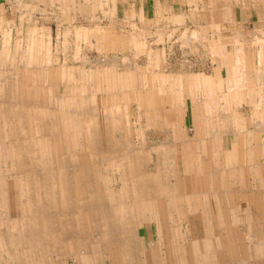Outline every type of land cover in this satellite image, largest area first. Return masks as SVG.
Returning <instances> with one entry per match:
<instances>
[{"label":"rangeland","instance_id":"374dc122","mask_svg":"<svg viewBox=\"0 0 264 264\" xmlns=\"http://www.w3.org/2000/svg\"><path fill=\"white\" fill-rule=\"evenodd\" d=\"M85 1L86 0H81V6H82L81 8L89 9ZM257 2H263V5H264V0H257ZM82 4L83 5L86 4V5L83 7ZM262 13H264V10H262ZM92 14H93V17L96 18L97 22H100L103 25L106 23L101 14H94V13ZM36 17L38 19L40 17V14H37ZM242 17L244 19L246 18L245 21L247 22L244 25V28L247 29V36L250 37L254 33L253 31L255 28L254 21L251 20L250 21L251 24H249L248 22L249 19L247 18V16H242ZM234 18H237V16L235 15ZM66 19L69 21V23L65 21ZM84 19H85L84 16H81V15L79 16L78 14H70V13H65V12L59 15L49 14V20L47 23L48 31L46 30L49 43L51 44L52 42V45H51L52 47H50L51 53L47 58L49 61L48 62L49 66H50L49 89L52 90L55 84H60L57 87V89L53 88V90H55L57 93L61 95H63L66 92L67 95L71 97L73 94L72 92H74L75 96L81 97V100L84 102L85 100L87 101V98H89L88 103L92 104L93 109L91 110V112L93 113L89 114V112L87 111V108L84 105L85 109L83 110V113H81V116H80V113L78 112V116L76 117V120L74 122L73 116L71 115L72 113H70V111L67 110V107L69 108V105H70L69 100L67 98L65 99L66 100L65 107L62 105L58 106V102H57L56 103V106H58L57 109H55L54 107L52 110L49 111V115H48L49 121L50 122L52 121L51 124L53 125L50 128V132H52V135H53V138L51 139L52 142H47L44 138H42V133L44 134L43 130L41 128L37 129L36 126H32L33 124L30 118L26 122L27 125L25 124L23 126V129L27 133L29 139H31L32 141L43 139V142H38V141L33 142L31 143V147L30 148L28 147L29 151L31 152L30 154L29 153L27 154L30 156V159L33 160L32 162H36L35 166L32 165V169L35 170L38 168L42 171L44 170V167H45L43 165L44 159L42 157H44L45 155H49L52 157L54 167L58 169L62 168L63 170H65L66 168L65 166L66 161H67L66 159H72V157H74L72 155H75L77 160H79L81 156L88 158L86 161L88 162L90 160L91 166H88V168H90L91 173L97 174L98 179L102 178L106 184L105 185L106 189L109 188L108 193H109L110 198L108 199V201L111 202V205H113V208L120 209V207L124 205L132 209L131 210L132 215H134L137 226H139L137 227L138 231L136 229H135L136 231L134 230L133 236H135L138 246L139 245L141 246L142 252H145L149 255L147 259L149 264H157V262H159V260L155 259V257L158 256L159 251H160L159 243L157 242L158 241V228H157L158 220L161 223H165V221H170L169 222L170 232L174 236L179 235L178 238H179V242H181V245L184 246L185 243L188 242V239L190 238V240L196 245V248H198V250H204V253L206 256L204 255L203 259H205L206 262H208L209 260H214L215 263H217L218 261H221L222 264H249V260L247 261V256H245L247 246H245L244 244L245 241L243 240L242 237H240L238 240L237 239L229 240L227 238L221 239V237L217 238V233L214 230V226L210 227L211 224L210 226H208L206 223H204V226L206 224L207 227H209V230L206 231L205 229V231L203 232L201 228L202 227L201 220H199L198 218H202L204 217V215L200 212L202 203L198 201V198L192 197L189 200L188 204L186 205L187 209L181 204V203L186 202L184 201L187 198L186 194L188 196L190 193L202 195L208 191L207 189L208 181H206V177L204 175L205 174L204 173V163L207 164V160L205 161V160H198L197 158L195 159L193 158L192 163H194V166H193L194 172L192 174V169L188 170L186 168L185 156L187 157L188 160L191 157V154L195 156L196 153L195 152L192 153V151H195L196 147H198L199 148L198 150L201 151V148L200 146H198V144H201L202 141H199L198 139V135H197L198 133L196 132L197 128H195V125H193L192 123L193 120L191 118H192V110L194 111V114L197 112L196 116L198 117H200L201 114L204 115V111L201 110L200 106L196 108L195 103L197 101L199 102L202 98H207V97L210 99L211 97H214V99H216L217 94L212 92V91L216 92V90H209L208 95H204L200 93V90H196L194 94V98H199V100L195 99V100L187 101L185 103V106L181 107L180 110L178 111L174 110V108L176 107H171V106H167L166 108L161 107V110H159V118L161 121H163V125L161 127H158L160 129L159 130L160 132L158 133H152L153 132V131L151 132L152 127H149L148 129L146 127L144 128L140 124V121H139V115L141 113L140 111L141 101L144 99V94H142V91L145 93L149 91L148 89L151 90L152 85L154 83H155L154 84L155 90H157L158 87L159 89H161L160 87L161 86L164 87L165 85H167L168 87L167 83H170L171 85L172 82L175 81V77L178 74H180L181 71H184V69H186L187 66L189 67L190 71H192V75L196 78L201 77L203 72H208V70L210 71L211 69L214 70V67H213L214 63H212V60L214 59L212 57L211 46L203 47V46H196V45H193V46L184 45L185 47L184 46L178 47L175 54L172 52L174 51V49L172 48H170L171 52H168V46H167L168 56L172 58L171 60L173 62L164 63L165 67L162 69L160 68L155 69L153 68V66H151V63H146V62L137 63V59L140 55L142 56V53L146 52V56H147L148 50L152 51L154 49L158 51L159 48L158 46H153L151 47V49L149 48L145 50L148 44H151L152 42L149 41L148 39L146 40L142 39L141 41H138L136 31L130 34L134 36V41L132 40V42L129 43V46H126L125 49H124V45L120 42L121 40L115 41L117 39L122 38V32L119 30L108 31V29L103 28L102 27L103 25L101 26V24L100 26H97L98 30L96 31V34H92L93 36L91 35V37H96V39L92 38L88 40L87 36L89 35L85 34L84 33L85 31H81L82 32L80 33L81 37H86L87 40H85V42H82L81 46H77L78 48L74 46H71L69 48H63V47L61 48L59 45H57L59 44L58 42L60 39L61 41L66 40V42H70V40L76 41L78 37L77 31L66 30L65 26H62L63 23L61 24V21H65L68 24H73L75 26H82V27H85V29H87L88 23ZM262 19H263L262 27L264 30V17ZM95 28L96 27L94 26V29ZM106 35L107 36L110 35L111 37L109 36V38L106 39L107 38ZM43 36L46 37L45 34ZM114 36H116V38ZM193 36H194V43H196L195 41L202 42L201 36L198 32L196 33L194 32ZM11 37L17 38V39H23V38H30L31 36L27 32H18L16 34L11 35ZM32 37L34 38L35 36H32ZM209 39H214V36L211 33H209ZM230 43L233 44V40L230 41ZM111 45H112V48H111ZM25 49L23 50L22 54H24V52L26 51ZM60 49L62 51H60ZM214 49L216 51L218 50L220 53H224V55H228V61L231 63V65H234L233 57L235 55V51L241 50L242 55H244L243 53L246 54V52H248L247 48L246 49L239 48V47H236L235 45L225 46L224 48L215 46ZM8 50H11V54L7 56L6 60L12 61L11 63L12 68L10 69V71H7L5 73L8 74L7 77L9 76V74L11 77V75L17 74L20 71V69L24 65H26V63L22 64L19 58H17V55H20V54L17 53L16 47H13V48L9 47ZM77 56H79V58ZM73 58H77L76 60H78V62L73 63L71 61ZM127 58L129 59V61L127 60ZM207 58L210 62L205 64ZM16 60L18 61L16 62ZM35 63L36 62H33L34 65ZM11 64L7 63V65H11ZM217 65H220V64H217ZM14 66L17 67L15 68L16 70H14L13 68ZM59 66H61L60 67L61 69L64 68L65 70L63 72V75H65L64 81L65 83H68L69 86L64 85L63 87H61L60 81L62 78L60 77L62 76L61 75L62 72L60 71ZM76 68L78 69V72L81 74V76H84V80L82 79L80 82L76 81L77 87L75 85L74 88L72 87L73 89H71L70 87L72 86L73 81H74L73 75H75L74 70ZM38 69L40 70L39 67ZM165 69H168L169 72H167ZM169 69L171 70V72ZM161 70L164 71V73L168 76V79L165 78L167 80L162 79L161 75H159ZM14 71L16 72L14 73ZM18 74L20 75V72ZM57 75H58V78H57ZM15 78L16 77L14 78L12 77L13 80H15ZM162 80H164L165 82L163 83ZM150 83H152L151 86H149ZM90 87L93 89L91 90ZM16 88H17L16 90H24L25 85L23 86L22 84H18L16 85ZM154 88L152 90H154ZM11 90H13V88H11ZM157 91H161V90H157ZM164 92L165 94H163V97L167 98L169 95L168 94L169 90H164ZM257 93H258L257 100L259 101V103L263 105L261 106V104H259L261 106L260 111L257 110L255 113L256 114L255 116L256 125L258 128L263 129L264 128V90H257ZM148 94H149V98L145 96V99H149V101H151L150 100L152 99L150 95L151 93L148 92ZM225 98L226 96H224V99ZM239 99L241 102V97ZM242 101H243L242 102L243 107L246 110L241 109V110L235 111L233 112V115L230 118L238 117V116L236 117L234 113L237 115L240 114L241 119H249L250 117H252L250 118L249 121L247 120L245 121V125L243 128L244 131H246L245 139L243 138V141L247 143L251 135V130H252L250 123H251V120L254 119V117L252 115L250 116L248 113L249 112L248 109L250 107L249 106L250 99L247 93H245L244 100L242 99ZM61 103H62V100H61ZM152 104H154L153 100L152 102H150V105ZM228 112L231 113L232 110H229ZM92 114H94V118H93L94 123L93 122L91 123L95 126H93L94 127L93 130L89 131V134L93 136L92 139L89 141L87 138L88 136H86L87 122H88L89 116ZM27 115H30L29 111H27ZM164 120L166 124H164ZM179 122L183 129L176 128ZM0 123H1V127H0L1 128V132H0V186L3 184V189L0 191V198L2 201V199L5 198V195L6 193H8V190H9L10 195H9L8 201L10 204L9 207H10L12 216L14 219L23 220V217L25 216V213H26V204H24L25 190L24 188H21L22 186L20 187L19 181L20 180L22 181V179L23 180L25 179L24 181H26L27 176L17 175V176H20V178H18L15 175L13 180H8L6 178V182L8 183L4 185L5 176L9 175L8 173L10 172V169H11V162L9 158V147H8L9 144L5 142V139H6L5 135L1 134L3 133L4 127H3L2 122ZM118 123L121 124L122 129H118V125H117ZM254 123H255V120H254ZM73 125H75L74 128H73ZM166 128L172 130L174 139L175 137L177 139L179 138V141L177 144H174V143L172 144L168 142L169 137L167 138L165 134V131H167L165 130ZM183 130L185 132H183ZM203 132H204V126H202L200 129V134H199L200 137L203 136ZM254 133H257V131L254 130ZM99 134L100 135L107 134L109 140H104L103 138L99 137ZM95 138L100 139V141H97L96 143L94 141ZM185 139H187V141H185ZM123 140L125 141L131 140V143L133 144L135 148L137 147L142 148L143 145H145L146 151L144 150L142 152V154L145 157V161H146L143 164L145 177H148V175H151V173L154 174V172H156L155 161H157V159H154V157L153 158L150 157L151 156L150 151L152 150L150 147L153 148V147H160L161 145H164L162 147L163 148L165 147L166 148L165 150H168V154L169 156H171L172 166L175 164V168L177 170V173L171 170L172 172L171 178L173 177L174 179L172 180H175V183L177 184L176 192L175 190L173 192V197L170 196L171 191L169 190L167 192L161 191L160 195L158 194L159 192L156 191L155 194L157 196H154V197L157 198L159 202V205L156 207L157 204H155L153 197H151L148 192H142V193L140 192L141 199L139 201L136 200V197L138 198L139 194L133 190V187H131L132 191L130 192L134 194L133 195L134 199L132 198L131 195H130L131 197L127 199L129 196L126 194L125 191H124L125 193L123 192L124 180L121 178L122 177L121 173L117 171L116 169L118 168L117 163L121 162V156H123V153L116 150L117 153H114V156H113L114 159L112 157L110 158L107 157V153H108L107 151L110 149V147L111 148L112 146L117 147L118 144L123 145L124 143ZM193 140H197V143L193 142ZM226 146H227L226 150H228V148L229 149L231 148V145H226ZM169 147L171 151L168 149ZM19 148H20V145L19 147H17L18 151H20ZM92 148H94V150ZM111 150L112 152H114L113 149ZM185 150L189 153L185 154L186 152ZM104 152L106 154H104ZM139 160H140V157L137 159V161ZM161 160H162L161 162L162 164L163 162H165L164 166L169 171L170 168L167 165V162H168L167 158L162 157ZM174 160H176V162ZM191 160H192V157H191ZM93 161L96 163L92 164ZM147 161L150 162V164L152 162L153 165L152 166L147 165ZM261 161L263 162V160ZM18 162L19 161H16V164H15L16 167L19 166ZM67 163H68L69 170H70L71 162L67 161ZM15 165H14V170L16 171L17 170L19 171L24 168L22 166L21 168L17 169ZM246 167H248V165H246ZM73 170L76 171L75 168ZM185 171L187 172L185 173ZM176 178H177V181H176ZM246 180L247 182L249 181V177L247 175H246ZM251 181H253V179H251ZM211 182L214 183L212 179H211ZM184 183H187L185 184L187 186V190H185L186 187L184 186ZM177 189H178V192H177ZM59 190L61 189H57L58 194L60 195L61 191ZM121 190L123 194H119L121 193ZM33 193H35V195L33 196V199L36 201L37 199H39V197L37 196L39 192L36 193L35 191H33ZM232 193L233 192H230L228 195H231ZM146 194L148 195V197L145 196ZM59 200L62 201L63 208L66 210L65 204H68L69 199L64 200L61 197H59L57 201ZM29 201L31 204V199H29ZM191 201L193 202L192 205H190ZM1 203H2V206L3 205L5 206V203H3L2 201L0 202V208H1ZM6 204H7L6 205V210H7L9 207H8V203ZM172 204H175L176 206H174L173 208L171 207ZM175 209H176V212L174 211ZM166 210H167V213H165ZM154 213L159 215L156 221H154L155 220ZM117 214L119 216V213L116 210L115 218H118V216H116ZM63 217H65V212H64ZM29 219L30 217L28 219L24 218V220H27V221ZM67 220L71 221L69 217H67ZM6 223L7 222H5L3 225H5ZM71 223L72 222H70L69 224L71 225ZM174 224H175V228L173 227ZM34 225L37 226V224H34ZM10 226H11L10 228H15V222L12 221L10 223ZM174 229H176V231L178 232L177 234L175 233L176 231ZM50 232L53 233V230H51ZM163 234L165 233L163 232ZM188 234L190 235L189 238H188ZM62 235H63L62 244H64L63 246L65 247L64 248L65 251L62 250V252H64V256L61 257V254H58L56 247H51V250L49 249L51 253V261L49 260V262H52V263H49V264H84L83 263L84 260L82 259L81 252H80L84 249L83 247H81L80 242L89 241V239L87 238L86 240H81L80 238L74 237L73 234L69 232L62 233ZM186 235L188 239H186L187 241L185 242ZM96 236L98 235H95L94 237H92V240H97V241L99 240L97 244L101 245V241L104 240V238L100 240V237H96ZM207 236H210V238L207 239ZM29 241H32L30 242L31 243L30 250L27 249V246L25 245H22V246L15 245V247H13V251H14L13 255H11L8 252H5L3 254V251H0V259H1L0 264H10L11 262L15 261V260H11L12 259L11 256H15L14 258L16 259L20 257L21 255L22 257L25 256V261L32 258L36 260L35 264H44L43 262L44 253L42 252V250L38 251L39 236L33 235L31 240ZM202 241H206V242H202ZM234 242L235 243L240 242L241 246L240 247L238 246L237 248L235 247L236 248L234 250L235 253L234 251L232 253V249H233L232 246ZM217 243L218 245L220 244V245L225 246V249L220 250L221 253L218 255L217 254L215 256L208 255L207 253L209 252V250H212L211 245H214ZM74 244L77 246L76 247L77 252H79L80 254L72 253V250H76L75 248H73ZM101 248L103 249L104 247L101 246L100 249ZM102 249L100 250L101 252L99 255L100 257L98 259L99 261L97 262L98 264H113V261H114L113 257L120 256L117 250L113 252L114 254H111V253H108V251L106 253V250H104L105 248L103 250ZM222 254H224L223 257H221ZM210 257L212 259H210ZM117 258L115 259L117 260ZM221 258L224 260V262L222 261ZM250 258L254 260L255 256L251 254Z\"/></svg>","mask_w":264,"mask_h":264},{"label":"crops","instance_id":"0c3cea01","mask_svg":"<svg viewBox=\"0 0 264 264\" xmlns=\"http://www.w3.org/2000/svg\"><path fill=\"white\" fill-rule=\"evenodd\" d=\"M85 2L89 9L81 8V0H0V74L11 69L12 61L6 60L12 50H8L9 47H16L17 53L20 54L17 55V58H19L22 64L26 63L20 69V75L18 74L19 72L16 74L15 80L12 79V75L10 77V74L9 77L6 76L8 79L7 86L3 87V83H1L2 89L7 87L11 90V88L18 84L24 86L29 78L28 84L35 83L36 90H49L50 66L47 58L51 53L50 47H52V42L51 44L49 43L46 34L48 31L49 14L59 15L63 12L78 14L79 16H84V20L88 23V28L85 29L82 26L68 24L69 21L67 19L65 21L68 23L61 21V24L63 23L62 26H65L66 30L77 31L78 33L76 41L68 39L70 42H66V40L61 41L60 39L57 45L61 48H69L71 46L78 48L77 46H81L82 42L87 40L86 37H81V31H85L84 33L89 35L87 36L88 40L92 38L96 39V37H91V35L96 34L98 30L97 26H100L101 23L96 21L92 13L103 16L106 22L104 25L101 24L103 28L108 29V31L119 30L122 32V38L115 41L121 40L120 42L124 45V49L126 46H129L132 40L134 41V36L130 34L136 31L138 41L148 39L152 42L148 44L145 50L151 49L153 46H158L159 48L158 51L153 48L152 51L148 50L147 56L146 52L142 53V56L138 57L137 63H151V66L155 69H162L165 67L164 63L173 62L172 58L168 56V52H171L170 48L174 49L172 52L175 54L178 47L184 45L211 46L214 70L211 69L208 72H203L201 77L196 78L187 66L184 71H181L175 77V81L171 85L167 83L168 87L167 85L161 86V89L158 87L157 90H207L206 93H202L204 95H208L209 90H216V92L212 91L217 94L216 99L214 97H211V99L207 97L195 103V107L200 106L206 116L201 114L198 117L196 116L197 112L194 114L192 110V123L197 128L196 132L198 133L199 141H202L198 146H200L202 151H206V153L210 152L212 156L217 155L218 159H222L221 166L222 164L224 166V159L226 157H230L233 162L239 161L240 165L243 163L244 169L240 166L239 169L235 168L234 172H232L235 177L238 175V185L236 182L231 181L227 182L229 184L224 188L234 190L236 187H239L243 190L246 189L245 191L249 190L254 203L248 205V208L245 206L242 210H239L234 205L219 204L216 217H214L216 212L214 211L212 215L210 214L212 210H209L206 216L198 219L201 220L203 232L205 229L206 231L209 230L207 225L211 224L210 227L216 226L214 230L217 233V238L238 240L242 237L245 241V246H248L250 249V255L253 254L255 256L254 260L252 258L249 260V264H264V128L256 127L255 117L256 111H260L263 105L257 100V90H264L263 2H257V0H86ZM86 4H82L83 7ZM37 14H40L38 19L36 17ZM235 15L237 18H234ZM242 16H247L249 24H251V20L254 21V33L250 37L247 36V29L244 28L247 22L245 21L246 18L244 19ZM94 26L96 27L95 29ZM18 32H27L31 37L23 39L11 37V35ZM194 32L200 34L202 42L195 41L196 43H194ZM209 33L214 36V39H209ZM42 34H45L46 37ZM32 36L35 37L33 38ZM109 36L106 35L107 38H105L108 39ZM114 37L116 38V36ZM232 40L233 44L230 43ZM229 45L248 49L246 54L243 53L244 55L241 54V50L235 51L233 57L234 65H231L228 61V55H224V53H220L214 49L215 46L224 48ZM24 49L26 51L22 54ZM60 51L62 50L60 49ZM77 57L79 58V56ZM128 58L127 60L129 61ZM76 59L73 58L71 61L73 63L78 62ZM33 62H36L35 65ZM208 62L210 61L207 58L205 64ZM7 63L11 65H7ZM60 67L62 77H65L63 75L65 70ZM165 70L169 72L168 69ZM74 73L80 74L77 68L74 70ZM159 75L164 80L168 79V76L162 70ZM76 77V75H73L74 81L71 89H73V85L77 87ZM164 80H162L163 83L165 82ZM154 84L150 83L149 86L152 85L151 90L155 87ZM63 86L61 84V87ZM90 89L92 90L93 88L90 87ZM245 93L249 95L250 99L248 113L254 117L250 123L252 130L247 143L243 141L246 134L243 128L245 121H249L252 117L241 119L240 114L234 113L236 117L238 116V119L230 118L233 112L241 109L246 110L242 104ZM224 96H226V101ZM208 107H214L221 116L214 129V140L210 141L214 143L213 148L215 150L210 147L206 148L209 143L207 135L211 128L207 120ZM174 110L178 111L176 108ZM229 110H232V112L229 113ZM224 114L228 117L225 118ZM202 126H204V132L203 136L200 137L199 134ZM176 128H182L180 122ZM228 128L233 129L232 132H235V134L231 133ZM254 130L257 133H254ZM183 132L185 131L183 130ZM175 140L179 141V138L175 137ZM193 142L197 143V140H193ZM226 145H231V148L226 150ZM198 149L196 147V150ZM196 150L192 151V153H196ZM191 157L189 160L185 157V165L188 170L194 166V163H192L193 158L199 159L193 154H191ZM202 160L206 161L205 158ZM246 175L249 177L248 182ZM190 203V205L193 204L192 201ZM220 208L221 210H219ZM174 211L176 212V209ZM218 212L221 215H218ZM225 213L227 214L225 215ZM158 217L159 215L155 214L154 221ZM204 223L207 225L205 224L204 226ZM209 237L207 236V239ZM234 244L236 247L241 246L240 242H234Z\"/></svg>","mask_w":264,"mask_h":264},{"label":"bare ground","instance_id":"6f19581e","mask_svg":"<svg viewBox=\"0 0 264 264\" xmlns=\"http://www.w3.org/2000/svg\"><path fill=\"white\" fill-rule=\"evenodd\" d=\"M15 68L16 67H14V70H16ZM4 73L5 72H1L0 74V120H1L0 122H2L4 127L3 133L1 134L5 135L6 137L5 142L9 144L8 146L9 158L11 162V169L10 172L8 173L9 175L5 176L4 185L8 183L6 182V178L8 180H13L15 175L27 176V177H26V181H24L25 179L19 181L20 187L22 186L21 188H24L25 190L24 204H26V213L25 216L23 217V220L14 219L12 216L9 207L10 204L8 201L10 195L9 190L8 193H6L5 198L2 199L3 203H5V206L4 205L2 206L1 203L0 251H3V254L5 252H8L11 255H13L14 252L13 247H15V245H19V246L25 245L27 246V249L30 250V245H31L30 242L32 241L29 240H31L33 235H38L39 236L38 251L42 250V252L44 253V257H43L44 264H49L52 263L49 262V260L51 261V253H50L51 247H56L58 254H61V257L64 256V252H62V250L65 251L64 249L65 247L63 246L64 244H62V236H63L62 233L69 232L73 234L74 237L80 238L81 240H86L87 238L89 239V241L80 242L81 247H83L84 249L80 251L81 257L84 260L83 262L84 264H95L99 261L98 259L100 257L99 256L101 252L100 250L102 249V248L100 249L101 246L105 248L103 249L106 250V253L108 251V253L114 254L113 252L115 250L119 252L120 256L119 257L117 256L118 258L115 256L113 257L114 260L113 264H149L147 261L149 255L145 252H142L141 246L140 245L138 246L136 238L135 236H133L134 230L135 229L137 230V227L139 226H137L136 219L134 218V215H132V211H131L132 209L124 205L121 206L120 209L113 208L111 202L108 201V199L110 198L108 193L109 188L106 189L105 187L106 184L102 178L98 179L97 174L91 173L90 168H88V166H91L90 160L88 162L86 161L88 158L81 156V158L77 160L75 155H72L74 156L72 157V159H66L67 161L71 162L70 170L67 161L65 165L66 168L65 170H63L62 168L58 169L54 167L52 157L49 155H45L44 157H42L44 159V164H43L45 166L44 170L42 171L38 168L35 170L32 169V165L35 166L36 162H32L33 160L30 159V156L27 153L30 154L31 152L29 151V148L31 147V143L37 141L43 142V139L36 141H32L31 139H29L27 133L23 129V126L26 124V122L31 118L33 124L32 126H36L37 129L41 128L43 130L44 134L42 133V138H44L47 142H52L51 139L53 138V135L52 132H50V128L53 125L51 124L52 121L51 122L49 121V116H48L49 111L52 110L54 107L55 109H57L59 105L65 107L66 104L65 99L67 98L70 103L69 108L67 107V110L70 111V113H72L71 115L73 116V120L75 122L76 117L78 116V112L80 113L81 116V113H83L85 107L87 108L89 114L93 113L91 112L93 106L92 104L88 103L89 98H87V101L85 100L84 102L81 100V97L75 96L74 92H72L73 94L71 97L67 95L66 92L63 95H61L57 93L55 90H53V88L57 89V87L60 84H55L52 90L50 89L36 90L35 83L28 84L29 78L27 79V83L25 85L24 90H16L17 89L16 86L13 87V90L8 89L7 87L5 89H2L1 83H3V87H4L7 86V82H8V79L6 78L7 74ZM75 75L77 76L75 79L76 81L80 82L82 79L84 80V76H81V74H75ZM12 77L13 78L16 77V74H13ZM61 78L63 79H61L60 83L63 85L66 84L65 86H67L68 83H65L64 76L63 77L61 76ZM206 91L207 90H200V93H206ZM148 92L151 93L150 94L152 97V99H150L151 101H149V99H145V96L149 98ZM195 92L196 90H169L168 92L169 95L167 99L163 97V94H165L164 90L161 91L149 90L145 93L142 91V94H144V99L141 101V107H140V111H141L139 115L140 124L144 128L146 127L147 129L149 127H152L151 129V132L153 131L152 133L160 132L159 131L160 129L158 127H161L163 125V121H161L159 118V110H161V107L166 108L167 106H171V107H176V109L180 110L181 107L185 106V103L187 101L195 100V99L199 100V98H194ZM152 100L154 101V104L150 105V102H152ZM57 102H58V106H56ZM27 111H29L30 115H27ZM207 115H208V119H207L208 124L211 125L212 129L210 128L208 131L207 139L209 140L208 141L209 143L207 144L206 148L210 147L211 149L215 150V148H213L214 143L210 141L214 140L215 137V135H213L214 129L216 127V124L218 123V119L221 118V116L214 107L213 108L208 107ZM224 116L225 118L228 117L225 114ZM93 118H94V114L90 115L87 122L86 136H88L87 138L89 141L93 137L89 134V131L93 130L94 128L93 126H95L91 123V122L94 123ZM225 118L224 120L226 121ZM164 124H166L165 120H164ZM117 125H118V129H122L121 124L118 123ZM74 126L75 125H73V128ZM0 127H1V123H0ZM228 129L231 133L235 134V132H232L233 129L230 128ZM165 130L164 131L167 138L169 137L168 142L172 144L173 143L177 144L178 141L174 139L172 130L167 128ZM0 132H1V128H0ZM99 137L103 138L104 140H109L107 134H103V135L99 134ZM94 141L97 143V141H100V139L95 138ZM123 141H124L123 145L118 144L117 147L114 146H112V148L110 147V149L107 151L108 152L107 157L113 158L114 153H117L116 150L123 153V156H121V162L117 163L118 168L116 169L121 173L122 176L121 178L124 180L123 192L125 191L126 194L129 196L127 199H129L131 196L133 198L134 194L130 192L132 191L131 187H133V190L139 194L138 198L136 197V200L139 201L141 199L140 192L141 193L148 192L149 195L153 197L155 204H157L156 207L159 205L158 199L154 197L157 196L155 194L156 191L159 192L158 194L160 195L161 191L167 192L169 190L171 191L170 196L173 197V192L174 190L176 192L177 184L175 183V180H172L174 178L173 177L171 178L172 176L171 170H173L175 173H177V170L175 168V164L172 166V160H171V156H169L168 154V150H165L166 148L162 147L164 145H161L160 147H153V148L150 147L152 150L150 151L151 156L150 155L149 156L151 158L154 157V159H157V161H155L156 172H154V174L151 173V175H148V177H145L143 164L146 161L144 155L142 154L144 150L146 151L145 145H143L142 148L140 147L135 148L131 143V140H127V141L123 140ZM19 145H20L19 148L20 151H18L17 149ZM204 147L205 146L203 145V148ZM92 149L94 150V148ZM111 149H113L114 152H112ZM168 149L170 150V147ZM186 153L188 152L186 151L185 154ZM104 154L106 153L104 152ZM139 157L140 160L137 161ZM162 157L167 158L168 161L167 165L170 168L169 171L164 166L165 162H163V164L161 163ZM196 157L199 158L198 160H202L203 158L207 160V164L204 163V173H205L206 181H208L207 182L208 191L202 195L190 193L188 196L186 194L187 198L186 200H184L186 202L181 203L182 206L186 207L189 200L192 197L193 198L196 197L198 198V201L202 203L200 212L204 216H206V214H208L207 212L209 210L210 211L212 210L210 214L213 215L215 211L216 215H214V217H216L219 204L230 205V206L234 205L237 206L236 208H238L239 210L240 209L242 210L245 208V206L246 208H248V205L254 203L249 190L245 191L246 189L243 190L240 189L239 187H236V189L234 190H228L224 188L228 186L229 183L227 182H231V181L236 182L238 185L237 176L235 177L232 172H234L235 168L239 169L240 166H242V169H244L243 163H241L240 165L239 161L233 162L230 157H226L224 159V166L223 164L221 166L220 163L222 159H218L217 155L212 156L210 152L206 153V151H202V150L201 151L196 150ZM16 161H19L18 167H16L15 165ZM174 161L176 162V160ZM95 163L96 162L93 161L92 164ZM14 165L17 169L21 168L22 166L24 168L19 171L18 170L16 171L14 170ZM147 165L152 166L153 164L152 162L150 164V162L147 161ZM74 168L76 171L73 170ZM193 170L194 168H192V174L194 172ZM186 172L187 171H185V173ZM20 176L17 177L20 178ZM211 179L214 181V183L211 182ZM185 184L187 183H184V186L186 187L185 190H187V186ZM2 189H3V184L0 186V191ZM57 189H61L59 190L61 191L60 195L58 194ZM33 191H35L36 193L39 192V194H37L39 199H37L36 201L33 199V196L35 195ZM230 192L233 193L231 195H228ZM119 194H123L122 190L121 193ZM145 196L148 197L147 194ZM59 197H61L64 200L69 199L68 204H65L66 210L63 208L62 201L61 200L57 201ZM29 199H31V204ZM2 201L0 198V202ZM6 203H8V207H9L7 210H6V205H7ZM174 206L176 205L172 204L171 207L174 208ZM116 210L119 213V216L118 214L116 215L118 216V218H115ZM219 210H221V208ZM64 212H65V217H63ZM165 213H167V210L165 211ZM226 214L227 213H225V215ZM218 215L221 214L218 212ZM29 217L30 219L28 221L24 220V218L28 219ZM67 217H69L71 221L67 220ZM12 221L15 222V228H10L11 227L10 223ZM5 222L7 223L3 225ZM70 222H72L71 225L69 224ZM169 222L170 221H165V223H161L159 222V220L157 221V225H158L157 242L159 243V247H160L159 254L157 257H155V259L159 260L157 264H222L221 261L215 263L214 260H209L208 262H206L205 259H203L205 255L204 250H198V248H196V245L190 240L189 234H188L189 239L187 238V235L185 237V242L187 241L186 239H188V242H186L184 246L181 245V242H179V238H178L179 235L174 236L170 232ZM34 224H37L38 227L35 226ZM173 227L175 228V224ZM214 228H216V226H214ZM51 230H53V233L50 232ZM174 230L176 231V229ZM163 232L165 234H163ZM175 233L177 234L178 232L176 231ZM95 235H98L96 237H100V240L104 238V240L101 241V245L97 244L99 240L98 241L92 240V237H94ZM202 242H206V241H202ZM76 247L77 246L74 244L73 248H75L76 250H72V253L80 254L79 252H77ZM232 247H233L232 249V253H233V251L237 247L235 246V244ZM211 249L212 250H209L207 254L215 256L216 254L217 255L220 254L221 253L220 250H224L225 246L220 244L218 245L217 243L211 245ZM249 251L250 249L247 246L245 253V256H247V261L251 259ZM223 256L224 254L221 255V257ZM11 257H12L11 260H15L16 262L13 261L10 264H35L36 261L35 259L32 258L25 261V256L22 257V255L16 259L14 258L15 256H11ZM115 258H117V260ZM210 259L212 258L210 257ZM222 261L224 262L223 259Z\"/></svg>","mask_w":264,"mask_h":264}]
</instances>
